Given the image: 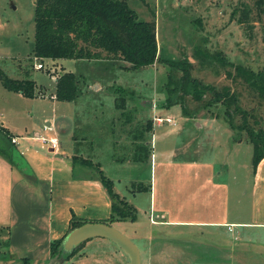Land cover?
I'll return each mask as SVG.
<instances>
[{
	"label": "rangeland",
	"instance_id": "rangeland-1",
	"mask_svg": "<svg viewBox=\"0 0 264 264\" xmlns=\"http://www.w3.org/2000/svg\"><path fill=\"white\" fill-rule=\"evenodd\" d=\"M127 2L139 19L155 22L156 39L162 58L187 57L192 63L193 76L218 89L224 86L234 89L239 93L240 105L258 120V124H251L264 128V99L240 79L226 77L225 68L217 64L202 66L198 59L200 56L195 52L196 49L200 53H211L210 55L220 52L229 62L241 63L255 71L264 70V13L259 12L255 0ZM241 2L250 10L249 19L245 23L237 21L239 10L234 17L231 15ZM33 41L34 0H0V71L9 78L31 79L37 89L45 93L44 98H40L37 93L38 98L35 100L23 98L24 105L15 100L10 102L7 98L9 92L0 81V124L4 127L5 124H14L10 130L14 134H21V126L28 122L34 123L41 130L44 125L48 126L45 115L46 111L49 112L50 96L53 92L55 94V73H74L82 94L72 103L61 101L58 105L64 107L67 114L75 112V121L84 125L81 133L90 136L91 142L80 147L83 155L102 165L108 177L114 181L116 192L141 207L137 216L142 229L138 228L136 222L129 220L114 223L113 226L136 243L141 250L142 261L146 262L144 250L149 245L145 238L153 232L161 235L162 228L154 225L149 227L146 194L134 192L135 200L131 196V192L139 184L148 187V182L140 180L149 178L147 175L150 173L149 160L135 164L118 162L127 161L132 156L131 149L135 151L139 144L148 141L150 150L156 146L155 152L162 148H172L171 154L175 158L213 160L219 165L222 176H227L229 181L234 180L233 177L239 173L242 175V170L251 169L252 145L247 141L245 133L241 134L242 141H233L239 133H234L229 128L219 106L211 109L213 115H219L217 117L202 109L190 118L183 114V108L178 103L163 105L167 98L163 85L170 71L167 65L156 62L149 66L130 68L128 63L108 58L39 59L33 55ZM38 63L43 64V68H37ZM96 86L99 88H95ZM116 98L119 103L124 101V109L116 108ZM33 101L38 105L32 118L30 115L17 113L16 108L32 112L30 103ZM198 104L197 101L187 99L188 110L196 108ZM57 112L59 114L60 111ZM154 117L171 120L154 121L153 130L143 132L146 121ZM141 132L144 133L142 138ZM6 215L7 198L0 192L1 223ZM7 241L6 229L0 228V264L127 263L126 254L109 239L86 241L71 257L68 256L71 251L65 250L61 243L51 261L40 262L8 260Z\"/></svg>",
	"mask_w": 264,
	"mask_h": 264
},
{
	"label": "crops",
	"instance_id": "crops-1",
	"mask_svg": "<svg viewBox=\"0 0 264 264\" xmlns=\"http://www.w3.org/2000/svg\"><path fill=\"white\" fill-rule=\"evenodd\" d=\"M59 73H55V81ZM7 91L8 101L24 105L26 97ZM40 91L43 93L40 98H44L45 93ZM50 100L45 115L49 125L43 129L49 128L57 138L56 149L42 143L39 136L43 129L28 122L21 126V134L11 132L18 164L0 154V192L7 198V215L0 228L8 233L6 252L10 261H51L50 245L66 237L72 217L103 222L112 212L110 194L96 170L75 159L91 160L109 178L101 164L86 158L80 150L91 142L90 136L80 131L84 125L75 121V112L67 114L64 107H59L61 101L54 92ZM30 104L32 112L16 108L17 113L32 118L38 103ZM5 125L9 132L14 127V124ZM153 127L152 119L148 132ZM145 144L149 147L148 141ZM155 147H151L148 159L149 178L140 180L148 182V187L141 183L136 186L140 190L131 192L134 200V192L146 194L149 227L162 228L161 235L153 232L144 237L149 243L144 250L146 262L142 261L141 250L136 245L141 264H264V157L255 170L251 164V169L242 170V175L239 173L229 181L213 160L175 158L172 148L155 152ZM130 151L133 155L134 150ZM118 162L144 163L130 158ZM109 179L113 191L125 199ZM126 201L136 208L133 223L138 224L141 207L135 201ZM120 222L115 221L112 226ZM141 226L142 223L138 224V228L142 229ZM92 239L106 238L86 241Z\"/></svg>",
	"mask_w": 264,
	"mask_h": 264
},
{
	"label": "trees",
	"instance_id": "trees-1",
	"mask_svg": "<svg viewBox=\"0 0 264 264\" xmlns=\"http://www.w3.org/2000/svg\"><path fill=\"white\" fill-rule=\"evenodd\" d=\"M259 12L264 13V0H255ZM239 10L237 21L245 23L250 16V10L241 2L234 8V17ZM34 44L33 55L36 58L49 59H116L128 63L130 68H140L161 62L170 69L163 88L167 93L164 106L180 104L183 114L193 118L200 110L206 109L213 117L212 107L219 106L229 128L239 133L233 141H242L245 133L247 141L253 147L251 164L256 169L264 157V128L255 126L258 120L248 110L240 105L239 93L231 87L218 89L211 83H204L192 74V63L187 57L180 59H165L159 54L156 39L155 22L141 20L130 8L127 0H34ZM200 64H217L225 68V75L232 80L240 79L252 91L264 99V70L255 71L241 63H232L220 53H200L196 49ZM209 58V60H207ZM2 85L10 91L18 92L25 97H35L43 94L31 79H13L0 71ZM38 90V91H37ZM79 80L72 72L57 74L55 81V97L59 101H73L80 92ZM199 104L194 109H187V99ZM116 108L124 109V101L115 100ZM123 112V111H122ZM252 117V118H251ZM250 119H253L251 122ZM253 123V124H251ZM152 120H147L143 128L150 130ZM141 132V138L143 137ZM0 154L11 163H16V151L12 135L0 124ZM150 157V148L145 143L139 144L130 160L145 161ZM83 164L93 167L103 185L107 188L112 200L110 217L103 221L112 225L115 221H134L136 208L113 191V182L107 178L100 166L89 159L75 157ZM134 188L133 191H138ZM88 221L72 217L69 231ZM68 231V232H69ZM63 238L52 241L51 257L62 243ZM86 241L76 246L68 256L74 255ZM22 260V259H21ZM25 260V259H23Z\"/></svg>",
	"mask_w": 264,
	"mask_h": 264
},
{
	"label": "water",
	"instance_id": "water-1",
	"mask_svg": "<svg viewBox=\"0 0 264 264\" xmlns=\"http://www.w3.org/2000/svg\"><path fill=\"white\" fill-rule=\"evenodd\" d=\"M94 237L106 238L114 242L129 257L127 264H141L139 250L136 244L105 222H86L71 231L62 241V247L72 251L80 243Z\"/></svg>",
	"mask_w": 264,
	"mask_h": 264
},
{
	"label": "built area",
	"instance_id": "built-area-1",
	"mask_svg": "<svg viewBox=\"0 0 264 264\" xmlns=\"http://www.w3.org/2000/svg\"><path fill=\"white\" fill-rule=\"evenodd\" d=\"M37 68H43V64L38 63L36 65ZM164 120L166 121H170V118H166V119H162L161 117H154L153 121H157V122H163ZM39 139L41 140L42 143H45L48 145V147L52 150L56 149L57 145H58V140L55 136L51 135L50 133V129L49 128H45L43 129L41 135L39 136ZM12 142H15V138L12 139Z\"/></svg>",
	"mask_w": 264,
	"mask_h": 264
}]
</instances>
